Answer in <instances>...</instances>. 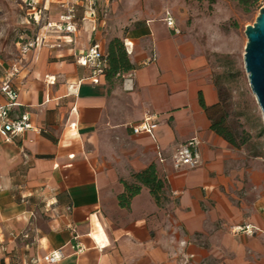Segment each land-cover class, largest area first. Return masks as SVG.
Segmentation results:
<instances>
[{
    "label": "crops",
    "instance_id": "1",
    "mask_svg": "<svg viewBox=\"0 0 264 264\" xmlns=\"http://www.w3.org/2000/svg\"><path fill=\"white\" fill-rule=\"evenodd\" d=\"M194 3L103 0L99 10L97 0H44L41 25L22 21L38 27L40 44L23 53L33 36L20 34L18 58L0 60V81L19 68L12 116L29 113L40 131L0 135V264H189L191 254V264H264V154L211 128L200 94L212 106L219 92L190 30L214 18ZM71 6L75 20L83 8V27L48 26ZM105 36L125 40L135 65L112 82L81 63L93 44L106 55ZM149 116L155 126L135 133ZM193 137L201 164L174 168L172 152ZM151 164L166 182L161 202L142 186L121 206L123 181ZM58 250L57 262L44 259Z\"/></svg>",
    "mask_w": 264,
    "mask_h": 264
},
{
    "label": "rangeland",
    "instance_id": "2",
    "mask_svg": "<svg viewBox=\"0 0 264 264\" xmlns=\"http://www.w3.org/2000/svg\"><path fill=\"white\" fill-rule=\"evenodd\" d=\"M194 1L199 10L214 18V27H210L209 21H206L199 23L190 31L202 39L210 59L214 80L222 88L223 97L227 100L230 119L239 131L245 130L247 134L248 141L243 147L251 154H264L263 112L251 89L244 59L248 41L246 26L256 21L261 7L264 6V0H261L260 6L251 9H245L237 0ZM21 3L22 0H0V60L5 62L10 58H18L16 42L20 34L32 37L38 32L35 25L22 23L26 16L29 20L30 17L27 15V7L24 5L20 7ZM97 6L100 10L103 7V0H97ZM83 13V8H78L76 20L80 28L84 26ZM99 15L101 16V13H98ZM128 31L126 28L125 34ZM104 39L107 49L111 38L105 36ZM2 180L3 172L0 171V194L3 192Z\"/></svg>",
    "mask_w": 264,
    "mask_h": 264
},
{
    "label": "built area",
    "instance_id": "3",
    "mask_svg": "<svg viewBox=\"0 0 264 264\" xmlns=\"http://www.w3.org/2000/svg\"><path fill=\"white\" fill-rule=\"evenodd\" d=\"M44 0H25L24 5L28 9V15L33 22L38 26L42 23V17L45 14V6L43 5ZM91 3L93 0H90ZM92 5V4H91ZM167 24L169 27L174 28L177 32L178 29L175 27V21L171 14L167 12ZM48 26H59L66 33L71 34L77 30V23L73 12V7H68L67 12L60 16V22L48 23ZM40 44L39 37H33L29 41H24L19 44L20 51L26 53L30 49L37 47ZM81 63L83 65L92 66L95 76L103 74V67L105 65V55L99 50L98 44H93L86 52L81 54ZM19 74V68L13 66L3 75L0 83V94H2L6 103H0V135L6 140H11L16 136L24 134L28 130H37L33 126L29 113L22 115L12 116L13 108L18 105V88L15 84V78ZM97 81L98 79L95 78ZM152 117H146L140 124L133 126L135 133L150 131L155 124L150 123ZM201 140L198 137H193L186 142L179 144L172 152V164L174 168L179 169L182 167H197L202 162L201 154ZM236 231L252 232L250 226H237ZM63 256L60 250L54 251L44 257L46 261L51 263L57 262ZM194 255L191 254L188 258V263L191 264V259Z\"/></svg>",
    "mask_w": 264,
    "mask_h": 264
},
{
    "label": "trees",
    "instance_id": "4",
    "mask_svg": "<svg viewBox=\"0 0 264 264\" xmlns=\"http://www.w3.org/2000/svg\"><path fill=\"white\" fill-rule=\"evenodd\" d=\"M237 1L245 9L260 6L261 2V0ZM134 68L135 65L130 60L124 40L120 37L111 38L107 46L105 65L103 67V74L107 81L112 82L115 79H120L124 73ZM215 83L219 92V102L212 106H207L202 94H200V103L211 120L212 130L224 137L234 147L241 148L248 141L247 134L245 130L239 131L236 124L231 121L227 100L223 97V90L216 81ZM133 178L134 180L131 183L123 181L125 191L119 195L121 206L129 207L132 198L140 193L142 186L148 187L155 200L158 203L161 202L166 182L165 179L159 176L155 164H151L142 171L134 173Z\"/></svg>",
    "mask_w": 264,
    "mask_h": 264
},
{
    "label": "water",
    "instance_id": "5",
    "mask_svg": "<svg viewBox=\"0 0 264 264\" xmlns=\"http://www.w3.org/2000/svg\"><path fill=\"white\" fill-rule=\"evenodd\" d=\"M245 68L264 118V6L253 24L246 26Z\"/></svg>",
    "mask_w": 264,
    "mask_h": 264
}]
</instances>
